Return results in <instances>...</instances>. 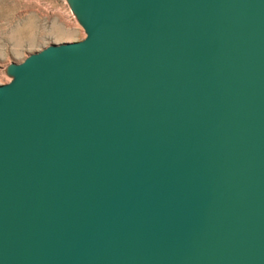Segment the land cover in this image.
I'll list each match as a JSON object with an SVG mask.
<instances>
[{
    "label": "water",
    "instance_id": "95a60500",
    "mask_svg": "<svg viewBox=\"0 0 264 264\" xmlns=\"http://www.w3.org/2000/svg\"><path fill=\"white\" fill-rule=\"evenodd\" d=\"M70 1L0 84V264H264V0Z\"/></svg>",
    "mask_w": 264,
    "mask_h": 264
},
{
    "label": "rangeland",
    "instance_id": "374dc122",
    "mask_svg": "<svg viewBox=\"0 0 264 264\" xmlns=\"http://www.w3.org/2000/svg\"><path fill=\"white\" fill-rule=\"evenodd\" d=\"M85 36L70 0H0V84L28 54Z\"/></svg>",
    "mask_w": 264,
    "mask_h": 264
}]
</instances>
